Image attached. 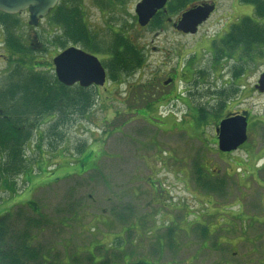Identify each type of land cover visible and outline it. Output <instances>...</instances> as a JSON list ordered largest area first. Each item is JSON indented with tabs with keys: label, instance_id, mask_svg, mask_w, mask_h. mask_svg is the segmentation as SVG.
Wrapping results in <instances>:
<instances>
[{
	"label": "rangeland",
	"instance_id": "rangeland-1",
	"mask_svg": "<svg viewBox=\"0 0 264 264\" xmlns=\"http://www.w3.org/2000/svg\"><path fill=\"white\" fill-rule=\"evenodd\" d=\"M140 1L64 3L82 8L99 49L94 54L107 70L115 58L106 50L120 38L154 65L166 62L167 71L192 62L199 89L192 99L198 107L133 110L118 104L121 92L110 90L116 86L112 83L109 93L99 89L103 99L91 91L86 114L73 112L70 121L59 114L61 127L53 124L58 117L47 115L39 132L51 138V131H58L59 137L28 143L29 168L15 182L0 186V216L30 200L44 207L49 220L44 244L71 255L60 257L58 264H89L90 253L96 264H264V93L253 89L264 71V47L253 50L259 53L253 61L242 60L239 49L211 67L216 62L211 41L243 17L255 18L254 5L193 0L179 9L177 1L168 0L167 11L141 26ZM211 1L216 9L196 34H178L165 25L168 18ZM19 15L9 35L16 44L29 45L30 52L13 54L3 28L0 81L19 61L29 70L45 66L55 72V55L77 47L63 45V28L51 26L49 17L37 27L28 24V15ZM241 65L246 66L243 75L234 77ZM138 97L139 88L128 99ZM242 108L252 112L247 141L233 153L223 152L218 122ZM74 155L73 168L61 169L73 164L69 157Z\"/></svg>",
	"mask_w": 264,
	"mask_h": 264
},
{
	"label": "trees",
	"instance_id": "trees-1",
	"mask_svg": "<svg viewBox=\"0 0 264 264\" xmlns=\"http://www.w3.org/2000/svg\"><path fill=\"white\" fill-rule=\"evenodd\" d=\"M64 1L60 0L50 13L49 24L63 28V34L60 36L64 40L63 45L71 42L94 54L99 49L95 46L91 32L85 26L82 8L75 3L66 7ZM174 1L178 3L177 8L181 9L185 3L193 0ZM241 1L254 5L255 18L243 17L238 23L231 25L225 36L212 43L217 61L224 59V56H231L239 49H242L243 55L240 54L242 60L253 61L254 57L259 55L253 50L264 47V0ZM98 2L106 5L105 0ZM14 19L16 20L15 15L0 11V25L7 31L6 43L13 49V54H26L30 52L29 48L20 42L16 44L15 41L17 43L18 41L9 35ZM120 39L106 50L115 58L110 61L111 67L107 66L108 69L111 68L108 70L110 80H116L117 74L122 72L134 71L144 56L131 42L124 38ZM49 69L51 68L35 66L29 70L26 62L23 64V61H19L14 71L0 81V186L3 183L15 182L29 168L27 157L29 142L35 138L41 141L45 138L46 141L58 139V131H51V138L44 137L43 131L39 132L44 117L54 114L58 118L53 124L61 127L59 114L70 121L73 112L86 114L90 109L93 97L90 90L61 83L53 69L47 72ZM245 69L246 66L241 65L233 76L240 77ZM197 110H200V113L206 112L204 108ZM201 118L204 119L202 116ZM44 210V207L35 200H30L0 216V264H58L60 257L71 259L70 253L54 252L50 246L44 244L43 234L49 223ZM93 259L95 257L90 253L87 257L89 264L97 263L93 262Z\"/></svg>",
	"mask_w": 264,
	"mask_h": 264
},
{
	"label": "water",
	"instance_id": "water-1",
	"mask_svg": "<svg viewBox=\"0 0 264 264\" xmlns=\"http://www.w3.org/2000/svg\"><path fill=\"white\" fill-rule=\"evenodd\" d=\"M60 0H0V11L6 14H18L29 10V24L38 26L40 20L46 17L57 6ZM168 0H142L137 4L138 23L147 25L158 10L165 7ZM215 3L201 2L181 14L175 22V28L188 34H196L215 11ZM58 80L73 86L104 85L106 71L97 56L75 46L59 53L53 60ZM264 92V73L257 85ZM248 122L246 115H235L223 119L217 127L218 145L223 152H233L239 149L248 138Z\"/></svg>",
	"mask_w": 264,
	"mask_h": 264
},
{
	"label": "flooded vegetation",
	"instance_id": "flooded-vegetation-1",
	"mask_svg": "<svg viewBox=\"0 0 264 264\" xmlns=\"http://www.w3.org/2000/svg\"><path fill=\"white\" fill-rule=\"evenodd\" d=\"M209 3H214V1H211ZM166 6L167 5H165L164 8L158 10L157 14L162 12V10L167 11ZM52 10L50 11V13L52 12ZM50 13L46 17L42 18L41 20H44V19L46 20V18L49 17ZM19 14H26L30 18L29 10L23 11L18 14H10V15H15L16 17H20ZM180 17H181V14L175 19L168 18L170 23H167L165 25L169 26L170 29L175 33L183 34V35H190L188 33H184L175 28L174 26L175 22H177L180 19ZM28 24H29V20H28ZM0 32L5 33V31L3 30V26L1 25H0ZM5 36L6 34L3 35V37ZM214 41L215 39H213L211 42L213 43ZM26 47L29 48V45H26ZM197 48L198 47L195 46V49ZM153 49L157 50V48H153ZM184 49H186V47H184ZM170 51L171 50H169L167 55L164 56L166 57V59L170 58L168 57L170 54ZM160 52L162 51L160 50ZM58 54H56L55 56H57ZM1 55L2 54L0 53V56ZM146 57L148 59V56L146 55L143 56V58L138 63V67L133 72L117 74L116 80H110L108 70L105 68L103 61L99 59L101 61L102 66L104 67L106 71V81L104 85L100 86V85L92 84L89 86H82L80 83H76L74 84V86H76L77 88H84L86 90H90V92L91 91L97 92L100 98H102L101 97L102 93L99 90L100 88H103L107 93H109L110 90L119 91L121 93H119L120 98L119 100H117L118 104L122 106L125 105L133 109H149V110L150 109L151 110L160 109L161 110V109L185 108V109L191 110V109H195L196 107H198V106H195L194 101L192 99V97L195 96L196 94L199 95L198 92L195 93V91H198L199 89L197 88V85H198L197 79H194V70L192 67V62L191 64H189V62L187 64H184V63L181 64L179 62V64H176L169 71H167L166 62L162 63L160 62V60H158L157 64L154 65L152 61L147 60ZM159 57L163 58V56H159ZM218 62L220 61L216 60V62H213V65L211 67L215 69L219 65ZM263 73L264 71L262 72V74ZM262 74H260L257 81H255V83L253 84L254 92L264 93L261 91L259 92V89L257 88V85L259 83V80ZM112 83L116 84V86H114L113 89H110L109 87ZM193 87H195V90H193ZM137 88H139L140 90L141 97H138V99L136 100L130 101L128 99L129 96L131 95V93L136 92ZM103 105H107V103H103ZM235 115H246L248 126H249V123L252 117V112L251 110H248L246 108L245 109L242 108L241 110L236 111V112L227 113L220 119V121L218 122V125L223 119L231 117V116H235Z\"/></svg>",
	"mask_w": 264,
	"mask_h": 264
},
{
	"label": "crops",
	"instance_id": "crops-1",
	"mask_svg": "<svg viewBox=\"0 0 264 264\" xmlns=\"http://www.w3.org/2000/svg\"><path fill=\"white\" fill-rule=\"evenodd\" d=\"M61 155H62V154H61ZM74 157H75V158H73V157H69V158H71V160L73 161V162H72L73 164H68V163H66L65 165L61 166L60 168L62 169V168H64L65 166H70L71 168H73V165L75 164L76 159L78 158V157L75 156V155H74ZM93 163H94V162H93ZM95 163H96V162H95ZM96 165H97V164H96ZM57 170H59V167H58ZM45 172H46L47 175H49L50 170H48V168H47V169H45Z\"/></svg>",
	"mask_w": 264,
	"mask_h": 264
}]
</instances>
